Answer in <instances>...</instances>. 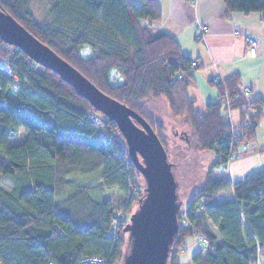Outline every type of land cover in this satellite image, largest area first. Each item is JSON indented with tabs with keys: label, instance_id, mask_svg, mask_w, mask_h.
Wrapping results in <instances>:
<instances>
[{
	"label": "trees",
	"instance_id": "16d2710c",
	"mask_svg": "<svg viewBox=\"0 0 264 264\" xmlns=\"http://www.w3.org/2000/svg\"><path fill=\"white\" fill-rule=\"evenodd\" d=\"M35 1L0 0V9L99 91L141 115L164 149L163 124L144 112L147 102L157 98H164L172 115L191 128L193 137L180 136L188 147L215 153L214 168L230 163L223 95L230 98L239 128L243 111L264 100L240 97L239 76L233 75L224 80V89L219 87L217 102L207 103L204 112L195 110L188 88L198 60L184 55L171 36L153 31L152 23L161 18L155 0H43L45 23L30 10ZM222 1L224 17L233 12L264 16V0ZM6 45L0 40L1 263L78 264L95 255L120 264L129 242L123 227L111 234L114 213L144 196L134 177L137 170L125 162L123 136L57 74L39 73L38 65L18 49L9 56ZM85 47L92 55L83 59ZM3 60L16 78L6 72ZM111 70L121 77L118 85L109 82ZM250 118V126L241 128L244 143L255 140L262 119ZM23 131V142L10 146L9 139ZM212 173L187 202L188 227L179 228L173 239L168 264H181L179 252L189 237L205 242L191 256L193 264H256L264 256V170L235 181L217 180ZM74 176L87 182L60 201ZM4 182L10 189L3 188ZM112 190L123 200L111 207L105 197ZM220 193L233 194L231 201L219 203Z\"/></svg>",
	"mask_w": 264,
	"mask_h": 264
},
{
	"label": "water",
	"instance_id": "95a60500",
	"mask_svg": "<svg viewBox=\"0 0 264 264\" xmlns=\"http://www.w3.org/2000/svg\"><path fill=\"white\" fill-rule=\"evenodd\" d=\"M0 40L24 53L33 63L55 73L92 108L116 124L131 164L144 179V196L123 232L129 245L120 264H168L169 249L179 232L181 202L173 165L150 124L98 90L86 77L13 17L0 9ZM136 122L138 125H136Z\"/></svg>",
	"mask_w": 264,
	"mask_h": 264
},
{
	"label": "crops",
	"instance_id": "0c3cea01",
	"mask_svg": "<svg viewBox=\"0 0 264 264\" xmlns=\"http://www.w3.org/2000/svg\"><path fill=\"white\" fill-rule=\"evenodd\" d=\"M128 1L139 4L142 0ZM155 2L160 7L161 18L152 23L153 31H160L171 36L181 47L184 55L198 60L199 68L193 74L190 85L192 88L199 83V79L204 78L205 82L210 83L216 72L224 80L237 75L239 76L238 85L252 87L253 91L250 95L252 99L264 100L263 14L233 12L228 17H224L222 11L225 5L222 0H198L194 8L185 0H155ZM197 23H203L208 27L207 36L201 44L194 42ZM234 32L240 34L237 35ZM245 35L253 36L258 40V57L251 58L247 54ZM217 95L218 91L214 97L217 98ZM190 99L195 101V104L199 101L195 97ZM212 101L214 100H202L203 110L207 103H215L218 98L215 102ZM252 151L257 150L252 148ZM261 170H264V163L256 152H252L239 162L231 163L227 173L229 181H235ZM185 250L188 252L187 249ZM191 256L189 259L179 261L181 264H192Z\"/></svg>",
	"mask_w": 264,
	"mask_h": 264
},
{
	"label": "rangeland",
	"instance_id": "374dc122",
	"mask_svg": "<svg viewBox=\"0 0 264 264\" xmlns=\"http://www.w3.org/2000/svg\"><path fill=\"white\" fill-rule=\"evenodd\" d=\"M8 1L9 3H12L14 0H8ZM185 2L188 3V5L192 6L193 8L196 7L198 3L197 2L196 5H193L189 3L187 0H185ZM43 7H44L43 0H36L34 4L31 5L30 7V10L32 11L33 16L37 22L45 23ZM239 34L240 33H238L237 35ZM206 36L207 34L205 35V38ZM194 42H197L198 44L202 43L200 41H196L195 39ZM80 55L83 59H86L91 57L92 52L91 50L85 47L83 50H80ZM36 70L42 74L44 68L42 66H38ZM118 80H121V77L119 76L118 72L116 70H111L109 75V82L112 83L113 85H118L119 84ZM219 87L224 89L222 85L217 86L215 83L205 82L204 78L199 79V83L194 85L193 88L192 86H189L188 96L190 98L195 97L196 99L199 100L197 101V104H195V110L204 112L203 106L201 105L202 100H214L212 102H215V99L217 98L214 97V95L218 91ZM242 87L247 88L251 86H242ZM144 112L147 113L150 119L152 118L153 120L163 124L164 126L163 139L166 144L165 151L166 154L168 155L169 163L173 165L172 168L173 175H175L176 181L178 183V197L181 202L180 205L181 214L186 213L187 215V211H186L187 210L186 206L188 205L187 202L190 198L198 194V191L201 188L202 183L207 177L208 171L212 170L213 171L212 174L214 178L217 180L219 179L229 180L227 170L230 167L231 163L239 162L240 160L252 154V152H256L260 160L264 163V114L261 115L262 119L258 125L257 128L258 130L256 131L255 140L253 141L254 143L253 142L246 143V146L244 148L246 149L245 153L239 152V155L235 157V159L231 160L229 164H226L224 166L221 165L218 166V168H214L213 167L214 160L217 159L215 153L210 151L204 152L198 149H194L193 147L187 146L183 138L186 135L189 138H191V136L193 137V132H191V128L184 121L183 118L172 115V113L169 111L168 103L164 98H160V99L157 98L155 100H151L147 102L144 108ZM136 125L138 124L136 123ZM180 136L183 138H180ZM25 137L26 134L24 131L16 136H12L9 139L10 140L9 145L13 146V144H19L23 142ZM252 148H255V150L257 151H252ZM136 180L137 182H139L138 183L139 187L142 186L144 190V179L140 176L139 173L137 175ZM82 182L86 183L87 181L80 180L75 176L71 177L68 188L66 190L67 194H65L60 201H64L65 198H68L70 195H72L75 192L76 188H79ZM3 188H6L7 190L10 189L8 183L6 182H4ZM219 195L220 196L217 197V201L220 203L224 201H231L233 194L220 193ZM105 199L109 200V203H111V207L113 205H117L123 200L121 199V196L118 194L116 190L107 191ZM138 205L139 203L135 199H132L130 208L123 212L126 213L128 217H131V215L137 210ZM213 230L215 231V229ZM126 239L128 242L127 233H125V241ZM200 244H202L201 238L200 240L193 237L187 238L185 245L183 246L182 249H180L179 260L183 261L186 258L189 259L191 255L199 252L201 247ZM185 249H187L188 252H186ZM261 258L264 263V256H262Z\"/></svg>",
	"mask_w": 264,
	"mask_h": 264
},
{
	"label": "built area",
	"instance_id": "2783aa9c",
	"mask_svg": "<svg viewBox=\"0 0 264 264\" xmlns=\"http://www.w3.org/2000/svg\"><path fill=\"white\" fill-rule=\"evenodd\" d=\"M189 3L196 5L197 0H187ZM208 31V27L203 24V23H197V27H196V36L195 39L202 42L205 39V33H207ZM236 34H238L237 32H235ZM245 42L247 43V54H249V56L251 58H256V56H258V46H259V42L256 38H254L253 36L250 35H245ZM15 49H17L16 47L8 44L6 45V52L10 55H15ZM8 56V57H9ZM8 60V59H7ZM7 60H3L4 63V69L6 70L7 73H10L11 75H14L12 73V69H11V65H9L7 62ZM191 67L196 68L197 67V63L196 62H192ZM15 77V75H14ZM16 78V77H15ZM211 82L215 83L216 85H223L224 79L216 72L214 74V76L211 78ZM14 86L16 88H18V80H15V84ZM252 87H247V88H243L241 87L240 89V97H248L252 94ZM222 104L225 106L226 108V113H225V122L229 127V130L231 131L230 136L226 139L228 141L231 142L232 144V150L230 151V155L228 156V161L235 159V157H237L239 155V152L241 153H245V146L246 143L242 142L241 136L243 135V128H248L250 126V117L255 118L256 116H261L264 114V101H260L255 105L252 106H248V108H246L243 111L242 117L241 119V128L237 127L235 119H234V113L233 110L230 108V98H228L227 94H224L221 100ZM125 162L127 163V165L129 166H133L131 164L130 158L126 157ZM137 174L134 176L135 179H137ZM133 190L136 191V188L133 187ZM135 195V192H133L132 196ZM187 210L189 209V204L186 206ZM181 211V209H180ZM179 211L178 213V225L179 228H187L188 227V222H187V218H186V213L185 214H181V212ZM129 219L130 217L127 216L126 213L122 212V211H115L114 213V224L112 229L110 230L111 234L113 235V237L116 235V231L120 228L123 227L124 225H126L127 223H129ZM202 245H205V242L202 239ZM0 264L1 261H0ZM48 264H55L53 262H50ZM78 264H107V260L105 258L102 257H98V256H87V257H82V259L79 261ZM256 264H264L262 259L258 260Z\"/></svg>",
	"mask_w": 264,
	"mask_h": 264
}]
</instances>
